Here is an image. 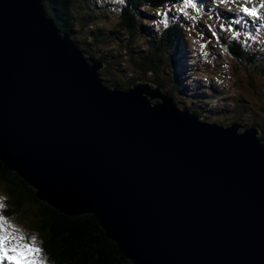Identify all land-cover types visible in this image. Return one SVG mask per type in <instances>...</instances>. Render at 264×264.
<instances>
[{"label": "water", "instance_id": "1", "mask_svg": "<svg viewBox=\"0 0 264 264\" xmlns=\"http://www.w3.org/2000/svg\"><path fill=\"white\" fill-rule=\"evenodd\" d=\"M42 0H0V161L131 264H264V143L160 85H103ZM156 99V101H154Z\"/></svg>", "mask_w": 264, "mask_h": 264}, {"label": "rangeland", "instance_id": "2", "mask_svg": "<svg viewBox=\"0 0 264 264\" xmlns=\"http://www.w3.org/2000/svg\"><path fill=\"white\" fill-rule=\"evenodd\" d=\"M91 4L94 7L96 17L91 24L85 30V34H71L72 39L77 43L79 48L84 52L86 56H92L96 59V54H101L105 60L111 61L109 66L110 73L107 71L108 77L123 83L121 86H113L111 82L103 80L100 76L101 82L108 88L118 87L120 89H126L127 82L144 80L150 82L152 86L156 84L150 81L149 76L146 78H138L140 73L136 72L135 66L132 67L129 57L125 56L122 51V44L126 42V36L118 27V21L120 19L121 0H93ZM199 10L208 14L207 26L203 27L200 22H197L200 17L199 13L194 14L193 9H189L188 16L182 15L174 8H161V9H149L144 8L140 11L141 19L138 23L143 27L140 36L135 39V47L132 46L133 52L132 57L136 58L146 51L147 41L150 36H156L155 33L161 31L167 25L177 24L182 27V34L177 38L176 50L180 51V57L183 64L189 65V63L195 62L196 65H200L198 70L201 75L197 72L190 73V66H187V73L191 74L184 83H182L180 76V85L177 88V102L175 103L180 108H188L191 110L193 107L198 113H196L200 120L206 122H214L223 126L237 124L242 122L244 129L246 127L251 128L254 123H258L257 136L261 138L264 135V7H261V1L249 0V7H257L260 17L259 19L246 17L241 11L239 4L230 3H213V0H199ZM198 2V0H197ZM231 8V12L227 9ZM120 9V10H119ZM167 11V17L158 16L157 12ZM227 12L225 29L219 30L220 36L212 35L209 28L211 26L214 29L218 27L214 25L213 21L219 22L218 18L221 13ZM191 17H195L192 19ZM205 17V18H206ZM235 22V25L229 24ZM199 24V25H198ZM224 24V23H222ZM229 25L231 28H229ZM202 26V27H201ZM100 31V37L105 39V42L99 43L96 46L94 43H90V40L85 38L87 33L92 29ZM87 31V32H86ZM115 31V32H113ZM239 36L244 45L248 47L250 51H258L256 61L251 65H243L232 58L223 49L224 43L221 40H226L230 35L229 33ZM75 36V37H74ZM210 36V38H209ZM146 37L148 39H146ZM98 44V42H97ZM141 47L140 49H138ZM86 48L90 53H86L83 49ZM103 50L102 53H98ZM108 50H111V54H108ZM117 57V55H119ZM123 58V59H122ZM174 59L175 55H174ZM125 60V62H121ZM165 60V61H164ZM162 61V66L156 72L155 77L161 79L166 75L161 76L164 70L169 71L170 67L167 65V60ZM102 61V60H101ZM178 60H176L177 63ZM103 62V61H102ZM166 62V63H165ZM257 62L259 65H256ZM107 63V62H106ZM110 65V63H108ZM175 67V64H174ZM104 68V66L102 67ZM101 68V69H102ZM100 70V69H99ZM163 70V71H162ZM114 71V73H113ZM179 71L183 74L184 67L179 66ZM186 74H183V79ZM202 78L199 80L203 83L201 86H196L193 83L192 78ZM204 80L208 83H204ZM219 82V85L215 87V83ZM132 82V83H133ZM188 85V86H185ZM125 85V86H124ZM132 84H129L131 86ZM158 85V84H157ZM194 87V88H193ZM129 88V87H127ZM198 92L199 96H194L192 93ZM182 98H186L185 102L182 103ZM156 101V99L154 100ZM190 105V106H189ZM183 110V109H182ZM255 110V111H254ZM200 111V112H199ZM241 130V128L239 129ZM262 139V138H261ZM263 141V140H262ZM264 142V141H263ZM0 197L5 199V194L0 187ZM15 223L22 227L27 234L37 235L36 232L31 230L30 223L20 216V213L9 216Z\"/></svg>", "mask_w": 264, "mask_h": 264}, {"label": "trees", "instance_id": "3", "mask_svg": "<svg viewBox=\"0 0 264 264\" xmlns=\"http://www.w3.org/2000/svg\"><path fill=\"white\" fill-rule=\"evenodd\" d=\"M93 2V0H42L47 16L54 20L60 32H67L70 35L76 33L78 37L80 34H85V30L96 17L94 7L91 5ZM174 3L176 0H124L123 6H121L122 10L119 12V28L116 30L120 29L126 36V42L122 44V51L127 58L129 57L131 66H135L136 72L140 73L138 78L148 79L145 77L148 75L150 81L160 85L162 90L174 102L175 100L177 102V88L180 82L174 67L176 63L174 55L176 54L177 38L181 36L182 32L181 26L169 24L155 33L156 36L151 35L147 41L146 51L136 58L132 57V46L135 47V39L140 36L143 29L138 23L143 20L140 17V11L144 8H148V10L161 9ZM215 30H218L217 35L220 36L219 28ZM99 35L100 31L95 28L90 30L85 38L98 46L99 43L105 42V39L99 38ZM146 39L148 38L146 37ZM221 41L224 43L225 51L237 62L249 66L256 61L258 52L250 51L243 44L245 41H241L239 36L232 35ZM83 50L95 55L86 48ZM98 51H100L98 53H102L103 50L99 49ZM107 53L111 54V50H108ZM96 55L104 63V68L98 71L101 78L111 82L113 86L123 85V83L108 77L107 71L110 73L111 61L105 60L101 54ZM119 56L120 54L117 55V57ZM164 59L167 60L165 63L169 65L170 70H164L165 72L161 73V76L162 74L166 76L159 79L155 75ZM121 62H125V60H121ZM256 65L259 63L257 62ZM132 82H127V84H132ZM191 112L198 116L196 114L198 112L193 107ZM243 124L237 122L236 125L243 129ZM257 125L258 123L255 122L253 126L257 127ZM261 138L264 141V135H261ZM0 187L5 194L6 215L20 213V216L30 223L31 230L37 233L36 237L41 241L42 247L46 251L49 264H131L122 255L117 244L106 236L94 216L82 214L70 217L62 214L37 198L34 189L1 161Z\"/></svg>", "mask_w": 264, "mask_h": 264}, {"label": "snow or ice", "instance_id": "4", "mask_svg": "<svg viewBox=\"0 0 264 264\" xmlns=\"http://www.w3.org/2000/svg\"><path fill=\"white\" fill-rule=\"evenodd\" d=\"M124 0H121L123 3ZM213 3L239 4L240 11L246 16L259 19L260 13L257 7H249V0H213ZM261 7H264L262 0ZM174 8L184 16H188L189 9L199 10L197 0H176V3L167 5ZM231 12V8L227 9ZM158 16L167 17L168 12H157ZM195 19V17H191ZM165 26L167 22L165 21ZM224 28V25L220 26ZM211 30V26H209ZM229 28L231 26L229 25ZM235 34V33H234ZM215 37L216 32H212ZM0 264H49L45 249L41 241L35 235H29L26 231L6 215V203L0 197Z\"/></svg>", "mask_w": 264, "mask_h": 264}, {"label": "bare ground", "instance_id": "5", "mask_svg": "<svg viewBox=\"0 0 264 264\" xmlns=\"http://www.w3.org/2000/svg\"><path fill=\"white\" fill-rule=\"evenodd\" d=\"M178 72H179L180 76L184 74V73L182 74V73L179 71V66H178ZM139 81L143 82L144 80H139ZM233 125H235V127H236V128H235V132H236V133H239V131H240L239 129L241 128V126L236 125V124H233ZM253 127L256 128V129L258 130L257 127H255V126H253ZM247 128H248V127H247ZM247 128H246V129H247ZM241 129H242V128H241ZM243 129H244V128H243ZM258 139L261 140V142H263L261 138L258 137ZM263 143H264V142H263Z\"/></svg>", "mask_w": 264, "mask_h": 264}, {"label": "clouds", "instance_id": "6", "mask_svg": "<svg viewBox=\"0 0 264 264\" xmlns=\"http://www.w3.org/2000/svg\"><path fill=\"white\" fill-rule=\"evenodd\" d=\"M180 109H182V108H180ZM192 113V112H191ZM193 114V113H192ZM195 115V114H194ZM196 116V115H195ZM196 117H198V116H196ZM199 119V118H198ZM200 120V119H199ZM200 121H203V120H200Z\"/></svg>", "mask_w": 264, "mask_h": 264}]
</instances>
